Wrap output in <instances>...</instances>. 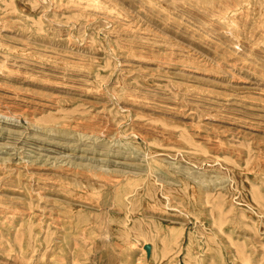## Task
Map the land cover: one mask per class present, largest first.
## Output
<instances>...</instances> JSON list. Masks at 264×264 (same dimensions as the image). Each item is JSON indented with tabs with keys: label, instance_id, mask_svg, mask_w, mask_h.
<instances>
[{
	"label": "rangeland",
	"instance_id": "rangeland-1",
	"mask_svg": "<svg viewBox=\"0 0 264 264\" xmlns=\"http://www.w3.org/2000/svg\"><path fill=\"white\" fill-rule=\"evenodd\" d=\"M0 112V264H264V0H0Z\"/></svg>",
	"mask_w": 264,
	"mask_h": 264
},
{
	"label": "bare ground",
	"instance_id": "bare-ground-1",
	"mask_svg": "<svg viewBox=\"0 0 264 264\" xmlns=\"http://www.w3.org/2000/svg\"><path fill=\"white\" fill-rule=\"evenodd\" d=\"M83 6H85V5H83ZM8 111V110H7ZM1 113V112H0ZM7 113V112H6ZM3 126V125H2ZM48 154V153H47ZM48 156V155H47Z\"/></svg>",
	"mask_w": 264,
	"mask_h": 264
}]
</instances>
